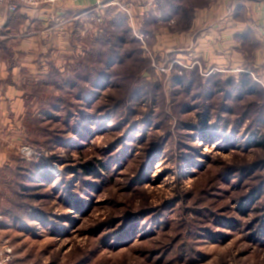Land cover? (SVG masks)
Segmentation results:
<instances>
[{
	"label": "rangeland",
	"instance_id": "rangeland-1",
	"mask_svg": "<svg viewBox=\"0 0 264 264\" xmlns=\"http://www.w3.org/2000/svg\"><path fill=\"white\" fill-rule=\"evenodd\" d=\"M130 36L121 55L119 37L77 41L84 55L66 70L41 58L49 81L31 89L37 103L2 145L30 190L15 197L1 183L0 261L264 264V87L185 68L152 52L147 32ZM116 58L107 88L79 101ZM66 78L75 89L58 90ZM35 167L44 182H32ZM20 208L22 230L10 214Z\"/></svg>",
	"mask_w": 264,
	"mask_h": 264
},
{
	"label": "crops",
	"instance_id": "crops-1",
	"mask_svg": "<svg viewBox=\"0 0 264 264\" xmlns=\"http://www.w3.org/2000/svg\"><path fill=\"white\" fill-rule=\"evenodd\" d=\"M139 1L86 0L55 9L20 6L15 14L2 9L0 186L4 172L13 168L2 146L5 136L17 133L22 112L37 103L28 83L38 87L44 83L49 72L43 56L55 61L51 71L70 68L76 54L84 55L85 47L77 41L87 38L91 49L100 45L104 31L122 34L128 29L135 39L147 32L152 52L175 56L185 68L197 65L214 73L249 74L264 85V0H180L182 5L164 0L171 7L165 10L163 0H141L144 8ZM118 7L127 8L129 14ZM102 15L103 29L96 22ZM58 59L65 65L61 69Z\"/></svg>",
	"mask_w": 264,
	"mask_h": 264
},
{
	"label": "trees",
	"instance_id": "trees-1",
	"mask_svg": "<svg viewBox=\"0 0 264 264\" xmlns=\"http://www.w3.org/2000/svg\"><path fill=\"white\" fill-rule=\"evenodd\" d=\"M16 13V12H15ZM15 13H13V14H15ZM115 26H118L119 25V23H118V21L117 20H115V22L113 23ZM124 24L123 23H121L120 24V26H119V28L121 27V26H123ZM102 31V30H101ZM100 31V32H101ZM99 32V33H100ZM104 33H105V31H104ZM103 33V36L99 39V43L100 42H104L106 45H107V47L108 46H112L113 45V43H112V41H113V38L114 37H119V40H120V42H119V47H118V49H114V53H115V55H121V53H123V49L126 47L125 46V39L127 40V35L128 34H130V31L128 30V29H126V31L125 32H123L122 34H121V32H119L118 30L117 31H111V32H109V33H106V34H104ZM113 35H115V36H113ZM124 35H125V37H124ZM128 42H129V45L130 44H132V43H134L135 44V42H137V40L135 39V38H131V39H129L128 40ZM120 58H116L115 60H111L112 62L111 63H109L108 65V67H106V69L104 68V69H102V74H101V77H98V78H96V81H95V83L92 85L93 87H91V88H82V96H80V97H78V100L79 101H88V102H90L91 101V98L93 97V96H95V97H97V95L100 93L101 94V91H104L106 88H107V85H108V82L106 81V80H109L110 78H109V75H108V73L109 72H111L112 71V69H114L115 68V63H117V61L119 60ZM118 62H120V61H118ZM121 63V62H120ZM119 64V63H118ZM120 65V64H119ZM54 74V73H53ZM241 76H243L244 78H246V85L248 86V85H251V84H249V83H253V84H256L257 83V81H255L254 80V78L251 76V75H249V74H241ZM106 78V79H105ZM44 82H48L49 81V76L47 75V76H45L44 78ZM179 79H180V81L181 80H183V77H181V76H179ZM244 81H245V79H244ZM54 83H55V85H56V88L59 90V89H66V85L68 84V86L67 87H70V84L71 85H73L72 87H74V89H75V84H73V81L72 80H70L69 78H66L63 82H61V81H59V82H57V81H53ZM256 82V83H255ZM74 83H75V81H74ZM28 89L27 90H29V92L30 91H32L31 89L32 88H38V86H36L34 83H32V82H29L28 83ZM87 92V93H86ZM34 95V94H33ZM59 98H61V96L59 97ZM59 98H57V100H56V103H58L59 101H60V99ZM54 107H55V109H57L56 108V106H57V104H54L53 105ZM47 113H48V116L49 117H51L50 115H53L54 113L52 112V111H47ZM53 118V117H52ZM212 143V142H211ZM31 165H34V164H31ZM17 168V167H16ZM15 168V169H16ZM15 169H7L5 172H4V174H3V176H4V181H3V183L5 184V186H6V183L8 184L7 186H9L10 187V189H11V191H12V194H13V196H18V197H22L23 195H25L24 193L25 192H28V190H30L29 188V186H20V185H22L21 184V182H19V180H22V178H24L25 177V172L24 173H22L21 174V169H24V171H29L28 169H27V167H18L16 170ZM35 171H33L32 173L35 175V176H37V177H34V179L32 180V182H36V183H38L39 181H40V176H41V173L42 172H40V171H42L41 170V167H39V168H36L35 167V169H34ZM7 173V174H6ZM6 177V178H5ZM40 179H39V178ZM26 178V177H25ZM8 179V180H7ZM40 182H44L43 180L42 181H40ZM14 185V187H19L21 190H22V192H17V191H15L14 190V192H13V190H12V186ZM36 187H38V186H36ZM25 191V192H24ZM0 195H2V194H0ZM8 212V211H7ZM10 214H12L14 217H15V220H14V223L12 224V226H14L16 229H19L20 228V230H22L21 228H22V226L23 225H25V220H23V219H21L19 216H21V215H23L24 217H25V215H24V210L23 209H21L20 208V210L19 211H15V210H10ZM7 216H9V215H6V217ZM27 224V223H26ZM6 225V224H5Z\"/></svg>",
	"mask_w": 264,
	"mask_h": 264
},
{
	"label": "built area",
	"instance_id": "built-area-1",
	"mask_svg": "<svg viewBox=\"0 0 264 264\" xmlns=\"http://www.w3.org/2000/svg\"><path fill=\"white\" fill-rule=\"evenodd\" d=\"M86 0H0V14L2 9H6L9 13H15L17 12V10H19L18 8L20 6H27L30 8H38L41 6H50L51 8L55 9L58 8L60 6H64V5H74V4H78L81 2H84ZM115 4H118L117 2H115ZM100 6V4H99ZM123 11L129 14L128 10H126L125 8H123ZM97 25L99 28L104 27V19H103V15L102 17H98L97 20ZM1 24H0V30H1ZM258 81V80H257ZM260 85H262L264 87V85L261 83V81H259ZM27 156H30V153H26ZM10 260L9 258H5L3 260L0 261V264H10Z\"/></svg>",
	"mask_w": 264,
	"mask_h": 264
}]
</instances>
